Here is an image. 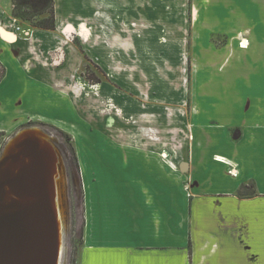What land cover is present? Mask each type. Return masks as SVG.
Instances as JSON below:
<instances>
[{"label": "crops", "instance_id": "0c3cea01", "mask_svg": "<svg viewBox=\"0 0 264 264\" xmlns=\"http://www.w3.org/2000/svg\"><path fill=\"white\" fill-rule=\"evenodd\" d=\"M53 4L48 31L0 0V133L39 122L72 138L76 264H264V0ZM76 138L106 147L87 184Z\"/></svg>", "mask_w": 264, "mask_h": 264}, {"label": "rangeland", "instance_id": "374dc122", "mask_svg": "<svg viewBox=\"0 0 264 264\" xmlns=\"http://www.w3.org/2000/svg\"><path fill=\"white\" fill-rule=\"evenodd\" d=\"M22 1L23 0H18V2H22ZM30 1L33 5L31 10L33 11V13H31L32 14L31 18L25 21H20L18 19L16 20H18L19 22H23L32 27L34 25L36 26L39 22L47 18L48 15L47 13L41 15L37 14L40 13V11L42 10L45 0H30ZM15 11H16L15 5L12 4L11 13ZM34 14H36V16H33ZM241 47L244 48L246 46L245 44H242ZM83 59H84V65L81 71V78H84L87 82H89L87 80L88 77H91L92 79L99 78L98 76L99 74L97 70L90 64L89 59L87 57H84ZM1 116L2 114H0V117ZM24 129L25 130L37 129L42 133H44L45 135H47L48 139L51 138L50 140L54 147L51 144H48V146L52 149L51 151H54L57 158L59 157L61 168L63 170L62 175L64 178L63 210H65L63 211L65 212L64 213L65 216H64L63 252L61 257V264H76V258H77L76 252L82 246L81 241L83 237V228H84V214H83L84 194L82 188L83 181L81 180L80 169H79V165L76 157V151L73 145L72 138L49 124L31 122L24 125L14 133L11 134L0 133V158L9 140L13 138L18 131ZM20 135H22V133L21 134L19 133V135H17L16 137ZM74 140L76 141L80 140L79 147L83 152H85L84 167L86 168V171L88 173L85 182L87 184L89 179V172L90 169L92 168L89 161V152H91V163L93 164L94 159H96V166L98 168L103 167L101 162L97 159L94 150L92 149L96 148V150L99 152L96 146H100L103 149V151H106V147L104 143L101 142L90 144L88 141L82 140L80 138H76ZM107 147H108L107 149L108 152H113L111 145H108Z\"/></svg>", "mask_w": 264, "mask_h": 264}, {"label": "bare ground", "instance_id": "6f19581e", "mask_svg": "<svg viewBox=\"0 0 264 264\" xmlns=\"http://www.w3.org/2000/svg\"><path fill=\"white\" fill-rule=\"evenodd\" d=\"M50 139L37 129H26L22 135L11 138L7 143L4 148L5 156L0 162V183L8 178L13 179L0 185V218L17 213L29 202L32 195L28 194V191H31V179L28 180V177L34 174L28 172L33 165L39 167L36 171L41 172L47 182L49 197L54 208L58 234L56 264H61L65 216L64 178L59 157L57 158L48 146V144L52 145Z\"/></svg>", "mask_w": 264, "mask_h": 264}, {"label": "water", "instance_id": "95a60500", "mask_svg": "<svg viewBox=\"0 0 264 264\" xmlns=\"http://www.w3.org/2000/svg\"><path fill=\"white\" fill-rule=\"evenodd\" d=\"M24 130L18 131L14 137ZM4 156L3 150L0 162ZM38 168L33 165L28 172L34 174L28 177V180L31 179L28 194L32 195L29 202L17 213L0 218V264H56V217L47 182L41 172L36 171ZM11 179L2 181L0 185Z\"/></svg>", "mask_w": 264, "mask_h": 264}, {"label": "trees", "instance_id": "16d2710c", "mask_svg": "<svg viewBox=\"0 0 264 264\" xmlns=\"http://www.w3.org/2000/svg\"><path fill=\"white\" fill-rule=\"evenodd\" d=\"M12 4L15 5L16 11L12 13V16L15 19H18L20 21L29 20L32 16L31 13H33L32 10V3L30 0H23L22 2H18V0H11ZM15 3V4H14ZM53 0H45L42 10L40 13H37L39 15L47 13L48 17L39 22L36 26H32L33 28H38L41 30H48L52 31L55 29V17H54V6H53ZM33 16H36L34 14ZM5 70L4 67L0 64V81L2 80L4 76ZM91 84L98 83L99 79H92L91 77H88L87 79ZM76 162V159H75ZM238 196L241 198H250L254 196L255 190L254 185H242L240 186L238 192ZM83 243V240L81 241ZM78 251V250H77ZM77 253V252H76Z\"/></svg>", "mask_w": 264, "mask_h": 264}, {"label": "built area", "instance_id": "2783aa9c", "mask_svg": "<svg viewBox=\"0 0 264 264\" xmlns=\"http://www.w3.org/2000/svg\"><path fill=\"white\" fill-rule=\"evenodd\" d=\"M239 45H240V47L242 46V44H241V43H240ZM242 48H243V47H242Z\"/></svg>", "mask_w": 264, "mask_h": 264}]
</instances>
